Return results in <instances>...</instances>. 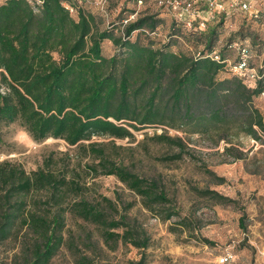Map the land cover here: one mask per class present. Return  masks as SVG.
<instances>
[{
	"label": "trees",
	"instance_id": "trees-1",
	"mask_svg": "<svg viewBox=\"0 0 264 264\" xmlns=\"http://www.w3.org/2000/svg\"><path fill=\"white\" fill-rule=\"evenodd\" d=\"M77 2L0 3V128L18 124L36 142L60 139L79 150L77 166L70 168L67 162L57 166L53 153L30 171L18 162L0 161V244L18 239L14 264H50L63 246L74 264H94L76 242L89 246L91 232L65 235L70 217L95 227L110 251L126 245L140 249V257L127 264H147L150 237L129 214L134 202L91 197L84 175H113L160 219L176 215L158 176L140 175L116 159L114 140L160 128L161 133L149 137L171 151L155 158L160 162L189 153L184 138L169 135V130L216 138V143L238 137L259 141L264 119L254 99L264 92V68L257 72L250 65V46L242 43L249 38L255 44L256 33L240 28L227 44L238 48L233 64L242 60L240 49L246 50L247 67L258 78L236 75L232 64L231 75L221 78L228 60L215 49L222 19L203 30L174 25L168 40L160 43L149 35L140 38L161 24L154 13L122 17L112 28L98 30L94 16ZM250 15L259 19L260 10L252 9ZM134 32L138 34L132 39ZM179 37L194 50H173ZM104 40L115 46L110 56L102 53ZM252 81L254 86L248 84ZM224 151L235 160L242 158L232 144ZM200 192L216 204L235 202L215 190Z\"/></svg>",
	"mask_w": 264,
	"mask_h": 264
},
{
	"label": "rangeland",
	"instance_id": "rangeland-1",
	"mask_svg": "<svg viewBox=\"0 0 264 264\" xmlns=\"http://www.w3.org/2000/svg\"><path fill=\"white\" fill-rule=\"evenodd\" d=\"M209 1L220 3L223 9L208 6ZM242 1L106 0L101 5L99 0H80L77 5L94 16L98 30L112 28L122 17L133 20L140 15L154 13L161 18V24L155 32L141 33L140 38L145 39L149 35L160 43L168 40L174 25L185 31L196 25L203 30L208 24H218L222 19L217 29L219 36L215 48L228 58L225 69L219 74L222 78L231 75L229 65L238 58V48L234 44L228 46L227 40L240 28L256 33L255 44L249 38L242 43L250 46V65L257 72L264 68V0H250L251 8L248 10L240 6ZM187 2L191 3L190 7ZM252 9L260 10L259 19L251 17ZM71 13L77 18L76 10ZM137 34L134 32L132 39ZM171 48L194 50L180 37ZM259 49H262L261 53ZM114 51L111 41H102L104 55L110 56ZM248 84L254 86L255 82ZM254 105L264 119V92L254 99ZM161 132L160 128L148 127L133 131L132 139L114 140L119 147L115 157L140 175L158 176L171 198L170 204L177 211L176 215L169 220L160 219L143 208L139 198L113 175H84L90 196L105 195L117 203L134 202L129 214L138 219L150 237L149 246L145 249L147 264H264V129L259 133V141L238 137L231 143L224 140L216 143V138L169 130V135L184 138L189 149L187 155L174 162L155 159L171 152L149 138ZM93 141L107 142L108 139L93 138ZM230 144L242 155L241 159L235 160L224 151V147ZM51 153L57 166L61 167L66 162L69 168L73 164L77 166L78 148L67 145L63 140L48 138L36 142L18 124L0 128V161L18 162L30 171L42 166ZM86 160V157L80 159L81 164ZM206 189L215 190L235 202L216 204L200 192ZM87 231L91 232L93 243L84 246L78 239L76 242L94 264H127L128 260H137L141 255L140 249L130 245L110 251L98 238L95 227L81 219L68 218L66 236H77L78 232L84 235ZM17 241L13 239L0 244V264H14L19 253ZM223 256H228L225 263L220 262ZM50 264H74V261L71 252L63 246Z\"/></svg>",
	"mask_w": 264,
	"mask_h": 264
},
{
	"label": "built area",
	"instance_id": "built-area-1",
	"mask_svg": "<svg viewBox=\"0 0 264 264\" xmlns=\"http://www.w3.org/2000/svg\"><path fill=\"white\" fill-rule=\"evenodd\" d=\"M29 2L31 3H36V4H40L42 2V0H28ZM77 1H80V0H77ZM106 0H99V3H101V5H103V3L105 2ZM188 7L191 6V3L190 2H187L186 4ZM208 6H216L217 8L219 9H223L222 5L220 3H217V2H212V1H209L208 2ZM240 6L245 9V10H248L251 8V1L250 0H244L240 3ZM70 11H72L73 9L72 8H69ZM254 16H256V14H254ZM240 53L242 55V60H240L239 62L235 63V64H232L230 66L231 70L233 73H235L236 75L238 76H248L250 79H255V78H258V74L257 72L253 69V68H248L247 67V64H246V61H245V56H246V50L244 48H241L240 49ZM212 57L216 60L219 59V55L216 53V52H213L212 54ZM226 261H228V256H223L220 258V262L221 263H225Z\"/></svg>",
	"mask_w": 264,
	"mask_h": 264
}]
</instances>
